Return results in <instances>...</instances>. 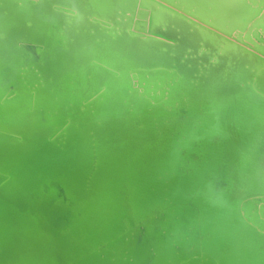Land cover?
<instances>
[{
  "label": "bare ground",
  "instance_id": "bare-ground-1",
  "mask_svg": "<svg viewBox=\"0 0 264 264\" xmlns=\"http://www.w3.org/2000/svg\"><path fill=\"white\" fill-rule=\"evenodd\" d=\"M263 3L264 0H0V73L4 67L11 66L15 69L12 75L17 71L21 81L32 80L29 94L34 96L44 91L41 101L46 107L40 116L48 118L49 112L60 106L64 107L60 112L65 114L70 109L68 98L77 95L82 97L85 116L91 113V108L96 110L95 115L99 107L104 111V116H94L91 121L83 117L84 125L91 124L96 132L106 130L109 135H127L130 142L146 141L166 123H170L165 128L168 132L175 123L190 120L189 112L199 111L203 117L227 125L222 138L216 139H222L230 152H243L250 175L264 176V154L260 150L264 124L262 117L256 115H264ZM82 82L90 86L84 96ZM123 87L127 88H124L125 98L118 93ZM27 99L30 104L22 110L34 112L31 98ZM229 100L242 104L246 114H240L242 110L237 111ZM217 104L221 107H216ZM9 107L10 103L4 107L0 102V118L12 119L8 115ZM233 108L238 113L235 118ZM209 109L210 113L206 112ZM77 112L74 110L76 116ZM61 116H54V123L61 121ZM28 117L38 126L43 122L52 123L47 118L42 122L41 118L34 119V115ZM100 118H104L102 125H98ZM123 121L127 125H116ZM36 125H29L37 135L35 139L20 149H15L16 144L15 148L10 147L12 152L6 151L10 154L3 161L4 171L7 175L15 170L19 172L11 183L17 188L27 182L30 188L31 182L37 180L33 169L39 165L32 162L41 157L59 161L57 169L71 175L75 172L79 181L74 186L76 191L70 187L65 190L76 192L81 213L72 210L63 200L48 206L47 216L49 228L53 233L57 231L60 240L65 237L61 235L63 228L67 227L72 239L83 238L87 244L94 243L92 249L96 250L89 258L80 259L79 264H146L151 258L157 264L179 263L180 251L171 247L173 244L162 236L159 228L152 227L154 218L146 220L135 235L129 231L127 242L120 238L106 243L102 239L104 231L94 229L93 223L101 225L103 230L116 225L113 221H117L123 210L121 202L127 199L129 203L131 194L142 182L136 170L121 172V168L114 169L117 162L114 158L109 162L98 155L99 166L86 180V160L80 161L82 155L76 154V151L86 152L83 144L88 143L83 138L84 131L71 129V133L68 131L62 136V151L58 153L52 148L53 142L42 139L44 130L32 127ZM55 126L54 130L59 129V125ZM235 127L243 134L242 141L236 139ZM152 159L156 160L154 156ZM66 161L71 163L72 170ZM153 165L145 170L150 181L143 175L145 183L149 182L146 184L149 190L154 189L150 184L155 185L152 176L157 164ZM53 168L46 162L37 173H51ZM82 178H85L83 184ZM123 181H126L124 199L118 189ZM49 191L53 197L59 196L53 188ZM260 200L255 208L251 205L246 208L249 210L246 217L264 233V197ZM128 203L124 201V208L126 204L130 207ZM82 214L90 217L92 225H85L81 219L78 223L74 221V216ZM181 214L179 210L180 218L176 219H182ZM128 219L134 222L132 216ZM2 230V236H7ZM60 242L63 250L76 246ZM18 250L12 251L11 256H6L9 260L0 264H34L27 260H35L32 251L20 253ZM29 255L33 258H28ZM217 258L218 264H239L233 259L229 262L225 257ZM39 259L36 258L38 263L48 262Z\"/></svg>",
  "mask_w": 264,
  "mask_h": 264
},
{
  "label": "water",
  "instance_id": "water-1",
  "mask_svg": "<svg viewBox=\"0 0 264 264\" xmlns=\"http://www.w3.org/2000/svg\"><path fill=\"white\" fill-rule=\"evenodd\" d=\"M262 7H264V3ZM11 72H15V69L7 66L0 73V84L2 85L0 102L4 107L10 103L8 115L12 116L11 120L5 119V117L0 118V262H7L9 258L6 256H11L12 251L19 249L20 253L32 251L36 258H40L39 260L48 261L47 264H79L80 259L89 258L91 253L96 250L92 249L94 243L87 244L83 238L72 239L67 227L63 228L61 235L65 234V237L60 240L57 231L53 233L49 228L47 216L49 214L48 206L57 205L63 200L70 204L68 207L72 206V210L80 212L76 192H72L75 190V183L79 182L75 172L71 175L66 170L57 169L56 164L59 161L49 160V157L46 156L41 157L32 162L33 165H39L33 169L37 180L31 182L30 188L26 186L29 182L26 185L20 183V187L17 188L15 185L13 187L11 183L18 178L19 172L15 170L11 175H7L4 171L3 161L10 154L9 151H6L10 149L12 152L11 148H15L16 144L18 145L15 149L21 148L26 142L37 137L35 132L29 129V125H36V122L30 121L28 115H34L36 117L34 119L41 118L42 122L47 118L40 116V112L44 111L46 107L41 101L42 96L45 95L44 91L34 96L31 95L32 93L29 94L32 80L21 81L22 79L17 77V71L16 75H12ZM6 76H9L10 79H6ZM49 83H51L50 80ZM83 84L85 91L83 90L82 96L87 93V86L88 89L90 88L89 85ZM124 88L127 89L123 87L118 90V93L119 96L125 98ZM46 89L52 88L46 87ZM17 97L20 98L15 99ZM27 97L31 98L34 112L22 110L30 104ZM229 99L232 98L229 97ZM68 100H70L67 102L70 109L65 107L67 109L65 114L60 112L64 108L63 106H60L59 109L55 107L52 112H49L50 116L47 118L52 123L43 122L40 126L38 124L32 126L43 129L45 136L50 135V138L44 136L42 139L53 142L52 148L55 152L60 153L62 151L60 148L62 136L68 131L71 133V129L82 130L86 135H83V138L86 137L88 143V145L83 144L86 147V155L79 151H76V154L80 157L82 155L80 161H87L84 162L86 180H89L91 172L96 171L99 166L98 155L101 160L109 162H112L111 159L114 158L117 161L114 169L121 168V172L123 169L136 170L137 176L142 180L131 194L130 204L127 199L121 202L123 210L117 216L118 223L116 220V223L113 221L115 226H109L108 229L103 230L101 225L97 226L98 224L93 223L86 214L78 216H74V214L76 223L80 219L85 225L93 223L96 226L94 229L104 231L102 239L106 240V243L120 238L127 242L129 234L135 235L146 220L154 218L152 227L159 228L162 236L173 244L171 247L180 251L181 257L178 264H213L212 261L216 262L217 257H225L229 262L236 260L239 264H264V233L246 217L250 205L252 209L255 208L257 204L261 203L260 199L264 197V176L261 174H259L261 176H257L255 173L250 175L249 165L244 161L243 152L240 150L230 152L222 139H216L217 137L222 138L227 125H221L219 120H213L208 116L203 117L199 111L189 112L190 120L186 122L181 120L175 123L174 126L168 128V132L165 128L170 123L163 124L165 126L162 129L157 130L142 143L130 142L126 138L127 135H109L106 130L96 132L91 124L84 125L81 122L83 117H87L91 121L94 116H104L101 107H99L97 115H95L96 110L91 108V113L85 116L82 97L70 95ZM231 102L234 101L229 100V103L237 111L244 109L242 104ZM217 106L220 105L217 104ZM74 110L81 113L77 112L76 116ZM236 110L232 111L234 118L235 115H238ZM206 112L210 113V109ZM246 112L242 110L240 114H246ZM60 115H63L61 116L63 119L54 123V116L60 117ZM256 115L262 117L264 124V115L261 113ZM130 116H132L131 112ZM97 120H101V124L98 125L104 123V118ZM122 123L116 125H127L125 121ZM53 125H56L55 127L59 125V129L54 130ZM257 126L260 131V125ZM261 130L260 143H262V147L260 150L264 154V125H261ZM236 131L238 135H236V139L241 140L243 134L238 131V127ZM12 133H16L17 136ZM74 139L78 138L74 137ZM159 140L161 142H158ZM3 144L7 145L3 146ZM55 144L58 145L57 148L54 147ZM151 154L156 158L155 161ZM64 160L65 158L60 161ZM46 162L55 167L54 171L37 173L39 167ZM66 163L69 162L66 161ZM153 164H157V167L154 168L156 171L152 176L155 185L150 184L154 189L149 190L150 186L146 185L149 182L145 183L146 179L143 175L150 181V175L146 174L145 170L151 166L154 167ZM69 169L72 170L71 163H69ZM258 170L257 172H259ZM84 179H81V184ZM125 182L123 181L122 186L118 188L122 199L125 198L123 194ZM66 187L72 189H70V193L65 190ZM50 188H53V191L55 190L59 196L57 194L55 197L50 195ZM124 201L131 208L127 207V204L124 208ZM247 207L248 209H246ZM179 210L183 213L181 214L183 215L182 219H176L180 218ZM258 213L259 210L256 215ZM129 216H132L134 224L128 219ZM86 217L88 220L85 219ZM3 228L7 236H2ZM185 238H189L188 241ZM60 241L65 245L71 243L76 246L72 250L68 248L63 250L64 247ZM44 254L47 256L44 257ZM48 255L50 256L48 257ZM28 258H33V256L29 255ZM36 258L27 260L33 261L34 264L43 263H38ZM146 264H157V262L151 258Z\"/></svg>",
  "mask_w": 264,
  "mask_h": 264
}]
</instances>
